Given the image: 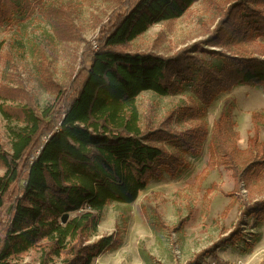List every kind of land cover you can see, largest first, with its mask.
<instances>
[{"label":"trees","instance_id":"1","mask_svg":"<svg viewBox=\"0 0 264 264\" xmlns=\"http://www.w3.org/2000/svg\"><path fill=\"white\" fill-rule=\"evenodd\" d=\"M30 1L0 0V24L22 14ZM195 1H120L84 45L79 66L51 106L38 111L28 103H0L6 122H15L8 125L10 148L0 143V264H91L115 244L113 234L88 241L105 205L133 202L149 180L174 176L188 156L198 155L208 133L207 106L220 94L239 85L260 86L264 93V0L227 7L204 40L225 51L204 48L203 41L195 42L193 53L184 47L169 56L123 48ZM185 88L192 106L178 120L195 119L194 125L142 128L140 92L167 95ZM235 123L232 101H225L210 137V158L231 169L236 187L264 182V142L255 129L249 147L238 149ZM243 213L264 223V197L246 204ZM240 236L235 227L185 264L208 254L217 259V249ZM29 250L39 252L36 263L18 260Z\"/></svg>","mask_w":264,"mask_h":264},{"label":"rangeland","instance_id":"2","mask_svg":"<svg viewBox=\"0 0 264 264\" xmlns=\"http://www.w3.org/2000/svg\"><path fill=\"white\" fill-rule=\"evenodd\" d=\"M120 1L32 0L22 14L0 24V103H28L38 111L51 106L79 66L84 45L98 36ZM234 1L197 0L180 17L150 25L123 48L169 56L184 47L193 53L195 42L203 41L204 48L225 51L204 40L216 31ZM192 99L189 88L167 95L144 90L136 97L140 125L148 128L167 122L178 130L194 125L195 119L178 120L192 106ZM225 101L233 105L235 146L248 148L255 129L264 142L261 87L239 85L220 94L207 106L203 121L208 133L198 155L188 156L174 176L149 180L133 202H111L100 210L96 232L88 241L113 234L115 244L91 264H185L235 227L240 228L239 239L218 248L217 259L208 254L197 264H264V223L254 214L243 213L246 204L264 197V182L236 187L231 169L210 158V137ZM14 123L6 122L0 112L4 149L10 148L8 125ZM38 259L36 250L18 258L31 263Z\"/></svg>","mask_w":264,"mask_h":264},{"label":"water","instance_id":"3","mask_svg":"<svg viewBox=\"0 0 264 264\" xmlns=\"http://www.w3.org/2000/svg\"><path fill=\"white\" fill-rule=\"evenodd\" d=\"M68 217V214H64L61 218V222L64 223Z\"/></svg>","mask_w":264,"mask_h":264}]
</instances>
